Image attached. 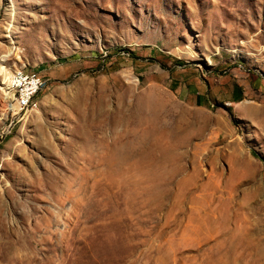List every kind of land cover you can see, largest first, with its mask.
<instances>
[{
	"label": "rangeland",
	"instance_id": "obj_1",
	"mask_svg": "<svg viewBox=\"0 0 264 264\" xmlns=\"http://www.w3.org/2000/svg\"><path fill=\"white\" fill-rule=\"evenodd\" d=\"M6 23L48 85L0 99V264H264V0H0V57Z\"/></svg>",
	"mask_w": 264,
	"mask_h": 264
},
{
	"label": "bare ground",
	"instance_id": "obj_2",
	"mask_svg": "<svg viewBox=\"0 0 264 264\" xmlns=\"http://www.w3.org/2000/svg\"><path fill=\"white\" fill-rule=\"evenodd\" d=\"M12 12H14L13 13V18H14L15 11L13 7L10 8V12H9L11 17H12ZM12 26L13 25L10 26L8 23H6L2 27L1 31L5 33V36L9 38L10 42L8 43L6 53L0 57V61H4L5 60L4 57H6L7 54L9 55L10 53H12L11 51L13 49H16V45H15L16 42L11 35ZM0 70L2 71L5 77L4 79L5 81L2 83L5 86L1 87L2 91L0 92V99L6 102L7 104L6 107L3 109L4 117H7V112L10 111L12 104L18 100L20 94L24 93V89L26 87V81L38 82L39 80L43 79V77L36 72H25L24 70H20V69H16L15 73L13 74H8V72H6L7 71L6 66H4L1 63H0ZM37 95H32V97L27 98L26 105H21L20 112L12 118H15L19 114L28 111L29 108L35 104Z\"/></svg>",
	"mask_w": 264,
	"mask_h": 264
},
{
	"label": "built area",
	"instance_id": "obj_3",
	"mask_svg": "<svg viewBox=\"0 0 264 264\" xmlns=\"http://www.w3.org/2000/svg\"><path fill=\"white\" fill-rule=\"evenodd\" d=\"M48 85V80L43 78L38 82H27L24 89V93L19 95V98L11 106L10 111L7 112V119H11L16 114L20 112L21 105H26V99L32 97V95H37L40 93L45 86Z\"/></svg>",
	"mask_w": 264,
	"mask_h": 264
},
{
	"label": "crops",
	"instance_id": "obj_4",
	"mask_svg": "<svg viewBox=\"0 0 264 264\" xmlns=\"http://www.w3.org/2000/svg\"><path fill=\"white\" fill-rule=\"evenodd\" d=\"M236 95H237V94H236ZM239 96H240V94H239ZM239 96H238V97H239ZM235 97H236V96H235ZM199 98H200V96H196V100H197V101H198Z\"/></svg>",
	"mask_w": 264,
	"mask_h": 264
},
{
	"label": "trees",
	"instance_id": "obj_5",
	"mask_svg": "<svg viewBox=\"0 0 264 264\" xmlns=\"http://www.w3.org/2000/svg\"><path fill=\"white\" fill-rule=\"evenodd\" d=\"M234 92H235V89L233 90V93H234ZM237 100H239V98H238V97L234 99V101H237Z\"/></svg>",
	"mask_w": 264,
	"mask_h": 264
}]
</instances>
